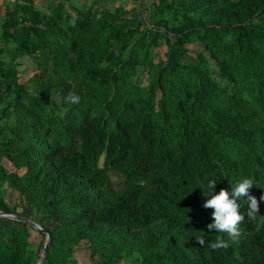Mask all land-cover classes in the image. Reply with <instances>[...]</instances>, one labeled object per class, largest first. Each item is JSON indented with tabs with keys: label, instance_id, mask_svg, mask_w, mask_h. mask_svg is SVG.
Listing matches in <instances>:
<instances>
[{
	"label": "trees",
	"instance_id": "trees-1",
	"mask_svg": "<svg viewBox=\"0 0 264 264\" xmlns=\"http://www.w3.org/2000/svg\"><path fill=\"white\" fill-rule=\"evenodd\" d=\"M97 1L2 3L0 211L48 231L42 264H76L83 241L94 264H264V0ZM244 178L260 212L231 243L204 192ZM45 236L0 216V264H36Z\"/></svg>",
	"mask_w": 264,
	"mask_h": 264
},
{
	"label": "clouds",
	"instance_id": "clouds-1",
	"mask_svg": "<svg viewBox=\"0 0 264 264\" xmlns=\"http://www.w3.org/2000/svg\"><path fill=\"white\" fill-rule=\"evenodd\" d=\"M67 100L73 104L80 102V97L76 94H69ZM254 181L244 178L235 186L232 185L231 193L227 189H221L218 194H213L216 188V181L211 180L207 184L208 191L204 192L207 202L204 203L205 208L214 209V223L207 225L209 230H215L220 233H227L231 238V243H235L239 237L238 225L245 219V215L250 219H256V214L260 212V204L255 196L248 195L249 189L252 188ZM248 196V205L246 213L239 210L241 205L237 203V198ZM264 200V196L260 198ZM199 245L204 246L206 241L203 238H197ZM213 250L227 249L230 242L220 237L209 244Z\"/></svg>",
	"mask_w": 264,
	"mask_h": 264
},
{
	"label": "rangeland",
	"instance_id": "rangeland-1",
	"mask_svg": "<svg viewBox=\"0 0 264 264\" xmlns=\"http://www.w3.org/2000/svg\"><path fill=\"white\" fill-rule=\"evenodd\" d=\"M3 1L4 0H0V11L3 10V4H2ZM81 1H83V0H81ZM35 2L37 4V6L40 9H42L43 12H45V5H46L47 0H35ZM148 2H149V0H146L144 4L147 5ZM118 4H125L126 14L129 15L130 14L129 8L132 5H134L135 2L133 0H98L94 6V9L97 11H101L103 9L114 10V8ZM189 47L192 49H199L201 46H200V43H193V44H190ZM165 50H166L165 45H161L160 47H158L154 50L153 54H154L155 61L163 58ZM32 72H33L32 66L27 65L26 69L22 70L19 73V81L24 82L32 74ZM139 82L142 85H145L147 83V78H146V75L144 73L139 76ZM4 165L8 169H12V166L10 165L9 162L5 161ZM5 199L12 204L15 203L16 201L19 203H23L22 198H20L16 192H14L10 189H7L6 194H5ZM24 213H27L31 216H34L32 208L26 209L24 211ZM30 241H31L33 247L35 249H37L41 246L42 236L40 235V233H38L37 231L34 230L31 232ZM74 257L76 258V261H77L76 264H94V262H95L89 256V250L87 248V242H85V241H83L80 244V246L76 248V250L74 252Z\"/></svg>",
	"mask_w": 264,
	"mask_h": 264
},
{
	"label": "water",
	"instance_id": "water-1",
	"mask_svg": "<svg viewBox=\"0 0 264 264\" xmlns=\"http://www.w3.org/2000/svg\"><path fill=\"white\" fill-rule=\"evenodd\" d=\"M0 216H3V217H8V218H11V219H15V220H18L20 222H24L28 225H31L34 229L44 233L46 236H45V241H44V245H43V248H42V252L40 253V257L37 261L36 264H42L43 262V258L46 254V251H47V248H48V244H49V241H50V235L48 234V231L46 229H43L40 225H38L36 222L24 217V216H21V215H18V214H12V213H4V212H1L0 211Z\"/></svg>",
	"mask_w": 264,
	"mask_h": 264
}]
</instances>
